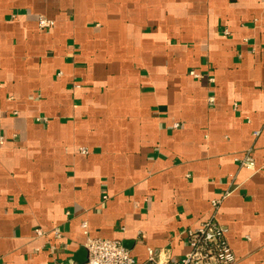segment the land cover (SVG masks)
Wrapping results in <instances>:
<instances>
[{
  "label": "crops",
  "instance_id": "0c3cea01",
  "mask_svg": "<svg viewBox=\"0 0 264 264\" xmlns=\"http://www.w3.org/2000/svg\"><path fill=\"white\" fill-rule=\"evenodd\" d=\"M0 126V264H86L84 222L180 259L232 178L218 221L264 264V0H0Z\"/></svg>",
  "mask_w": 264,
  "mask_h": 264
},
{
  "label": "built area",
  "instance_id": "2783aa9c",
  "mask_svg": "<svg viewBox=\"0 0 264 264\" xmlns=\"http://www.w3.org/2000/svg\"><path fill=\"white\" fill-rule=\"evenodd\" d=\"M38 25L40 29H49L54 23L44 17H39ZM189 75L196 79H201L203 74L191 71ZM214 98H210V102L214 103ZM38 122L47 123V118H40ZM260 132H255L254 136L258 137ZM3 140L2 128L0 126V141ZM80 154L87 155L86 149H81ZM241 167L255 169V162L251 157V152L245 156L240 162ZM236 191L235 178H232L229 190L220 198H215L210 202V213L207 219L202 221L198 226L190 228L186 233V241L189 252L180 259H169L166 262H160L157 259V253L154 250H148L147 264H238L236 255L231 249L227 234L229 229L218 221V215L221 210L223 201L233 192ZM106 200L107 197L104 196ZM82 229L86 237L85 248L88 252V261L86 264H137L131 252L122 245L121 242L92 237L88 232V223L82 224ZM57 239L62 237L60 229L53 231ZM37 236H45L46 232L42 230L36 231ZM54 264H65L55 260Z\"/></svg>",
  "mask_w": 264,
  "mask_h": 264
}]
</instances>
